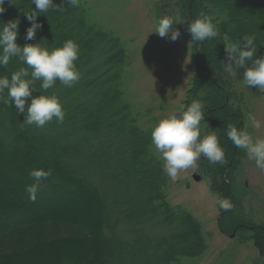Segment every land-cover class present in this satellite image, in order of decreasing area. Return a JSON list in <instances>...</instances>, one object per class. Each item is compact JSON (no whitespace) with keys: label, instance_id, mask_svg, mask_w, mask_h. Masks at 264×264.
Returning <instances> with one entry per match:
<instances>
[{"label":"trees","instance_id":"obj_1","mask_svg":"<svg viewBox=\"0 0 264 264\" xmlns=\"http://www.w3.org/2000/svg\"><path fill=\"white\" fill-rule=\"evenodd\" d=\"M54 2L60 10L40 13L43 27L32 41L24 38L31 11L18 17L24 7L35 9L31 0H5L6 11L0 14V28L20 20V46L43 43L51 50L73 40L80 48L75 62L80 79L72 87L57 81L45 92L40 81L35 85L34 96L59 98L63 123L25 124L24 116L6 103L7 90L0 95V264H185L198 259L208 248L202 224L169 203V177L152 151L154 127L140 123L125 96L128 52L122 40L93 23L82 0L76 6ZM158 9L192 43L197 73L184 110L193 100L204 102L201 137L216 130L225 150L224 163L200 160L218 201L229 199L233 205L221 213V231L240 241L250 234L262 256L257 264H264V225L245 217L235 182L246 153L227 137L228 124L243 128L246 102L225 65V46L246 35L255 36L257 54L264 57V0H161ZM237 13L248 22L243 27L235 26ZM202 14L212 18L219 36L192 42L186 23ZM21 67L27 66L12 58L0 66V76L10 79ZM33 169L52 173L35 202L25 191L34 182ZM90 202L96 206L89 209ZM84 208L89 219L81 214Z\"/></svg>","mask_w":264,"mask_h":264},{"label":"rangeland","instance_id":"obj_2","mask_svg":"<svg viewBox=\"0 0 264 264\" xmlns=\"http://www.w3.org/2000/svg\"><path fill=\"white\" fill-rule=\"evenodd\" d=\"M82 1L90 9L88 14L90 20L117 35L128 52L122 87L127 100L139 113L140 123L145 128L152 125L155 127L161 119L173 113L181 114L184 111L187 93L197 73V63L192 43L182 31L175 42L155 34L157 20L166 16L158 9L161 0ZM250 2L253 5V1ZM56 4L58 5L57 2ZM237 5H240L243 11L244 4ZM25 11H32V8L24 7L18 17ZM238 14L235 26L243 27L242 25L248 22H244ZM177 22L179 23V20ZM257 56L260 57L261 54L258 53ZM244 70L241 68L230 73L237 90L245 97L243 128L254 137L264 139V93H261L258 87L248 88L242 83ZM249 114L255 115L261 121L260 129L252 128L248 119ZM152 151L163 162L153 146ZM200 160L194 167L182 171L176 181L169 178L167 186L169 203L191 213L202 224L207 238V251L198 259L185 260L184 263H263L259 260L262 256L257 241L252 239L250 234L246 235V240L240 241L238 236L232 237L221 231L219 220L224 210L219 208L218 196L212 191L210 178L201 169ZM196 177L200 180H196ZM235 182L242 190L239 191V196L242 195L240 201L245 217L264 225V170L258 169L255 161L249 160L246 155L235 172ZM93 205L96 206V203H88V208H93ZM89 209L80 210L87 219Z\"/></svg>","mask_w":264,"mask_h":264},{"label":"clouds","instance_id":"obj_3","mask_svg":"<svg viewBox=\"0 0 264 264\" xmlns=\"http://www.w3.org/2000/svg\"><path fill=\"white\" fill-rule=\"evenodd\" d=\"M4 2L5 0H0V14L6 11ZM10 3H13V0H10ZM31 3L35 5V9H32L30 14L26 13L30 22L24 37L27 41L34 40L37 31L43 27L38 22L40 13H46L49 9L60 10L54 0H31ZM64 3L76 6L78 0H61L60 4ZM2 24L0 66L6 67L12 58H18L27 67L13 72L10 79L8 76H0V95L7 90L6 103L14 106L19 114L24 116L25 124L42 128L53 119L63 123L65 112L59 98L55 95L34 96L37 91L35 85L40 81V89L46 92L57 81L67 87H72L79 81L80 72L75 63L79 58V45L73 40H68L62 47L51 50L43 43L20 46L17 43L20 20H10ZM174 24V19L168 16L158 19L155 34L175 42L181 32L177 27H173ZM186 24L192 42H203L219 36L216 24L207 15L202 14ZM255 39V36L246 35L242 40L226 45L225 65L229 73L245 69L242 83L248 88L258 87L259 91L264 93V57L257 56ZM204 109V102L193 100L181 114L173 113L161 119L152 129L151 144L163 160L162 171L173 181L179 178L182 171L194 167L201 158H206L213 164L225 162V150L220 144L216 130L201 137L200 124L205 120ZM248 119L252 128L262 127L261 121L255 115L249 114ZM227 137L237 149L246 153L249 160L255 161L258 169L264 170V139L254 137L246 128H237L232 124L227 125ZM51 174V170L43 169H33L29 172L34 182L26 185L25 191L32 202L36 201L41 183ZM219 207L229 211L233 205L229 199H221Z\"/></svg>","mask_w":264,"mask_h":264},{"label":"water","instance_id":"obj_4","mask_svg":"<svg viewBox=\"0 0 264 264\" xmlns=\"http://www.w3.org/2000/svg\"><path fill=\"white\" fill-rule=\"evenodd\" d=\"M196 180H200V178L199 177H196ZM233 237V236H232Z\"/></svg>","mask_w":264,"mask_h":264}]
</instances>
